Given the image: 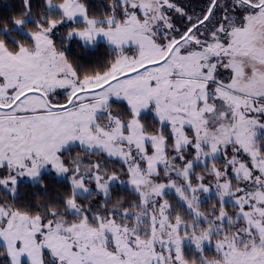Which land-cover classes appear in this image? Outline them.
Returning <instances> with one entry per match:
<instances>
[{
    "label": "snow or ice",
    "instance_id": "snow-or-ice-1",
    "mask_svg": "<svg viewBox=\"0 0 264 264\" xmlns=\"http://www.w3.org/2000/svg\"><path fill=\"white\" fill-rule=\"evenodd\" d=\"M22 4L0 264H264V0Z\"/></svg>",
    "mask_w": 264,
    "mask_h": 264
},
{
    "label": "trees",
    "instance_id": "trees-1",
    "mask_svg": "<svg viewBox=\"0 0 264 264\" xmlns=\"http://www.w3.org/2000/svg\"><path fill=\"white\" fill-rule=\"evenodd\" d=\"M38 2L39 0H33L34 11L35 6ZM22 8V0H0V20L10 17L13 14H18L22 10ZM102 52L103 50H101V54Z\"/></svg>",
    "mask_w": 264,
    "mask_h": 264
},
{
    "label": "rangeland",
    "instance_id": "rangeland-1",
    "mask_svg": "<svg viewBox=\"0 0 264 264\" xmlns=\"http://www.w3.org/2000/svg\"><path fill=\"white\" fill-rule=\"evenodd\" d=\"M209 205H205V207H208Z\"/></svg>",
    "mask_w": 264,
    "mask_h": 264
}]
</instances>
